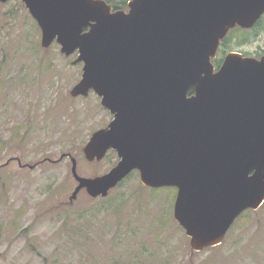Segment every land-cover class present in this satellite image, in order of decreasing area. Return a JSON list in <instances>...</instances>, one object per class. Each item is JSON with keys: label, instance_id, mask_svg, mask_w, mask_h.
I'll use <instances>...</instances> for the list:
<instances>
[{"label": "water", "instance_id": "95a60500", "mask_svg": "<svg viewBox=\"0 0 264 264\" xmlns=\"http://www.w3.org/2000/svg\"><path fill=\"white\" fill-rule=\"evenodd\" d=\"M21 2L42 48L78 54L70 95L92 91L113 116L82 151L99 162L113 150L119 161L84 178L70 158V201L82 190L105 198L137 171L147 188L177 190L174 219L193 252L220 245L243 212L262 206L264 55L232 52L218 70L211 61L230 30L257 24L264 0H130L127 11L104 0Z\"/></svg>", "mask_w": 264, "mask_h": 264}, {"label": "rangeland", "instance_id": "374dc122", "mask_svg": "<svg viewBox=\"0 0 264 264\" xmlns=\"http://www.w3.org/2000/svg\"><path fill=\"white\" fill-rule=\"evenodd\" d=\"M244 31L216 59L264 55V16ZM77 56L65 57L55 42L42 48L21 0L0 3V264H264V203L242 214L220 245L193 252L174 219L177 190L147 188L137 171L105 198L82 190L70 201V158L84 178L119 161L113 150L99 162L84 157L113 116L92 91L70 95L82 75Z\"/></svg>", "mask_w": 264, "mask_h": 264}, {"label": "trees", "instance_id": "16d2710c", "mask_svg": "<svg viewBox=\"0 0 264 264\" xmlns=\"http://www.w3.org/2000/svg\"><path fill=\"white\" fill-rule=\"evenodd\" d=\"M105 2L107 3V4H109L111 7H112V9L114 10V11H117V10H123V9H125L126 8V3H127V1H125V0H105ZM261 21V20H260ZM260 21L257 23V25L260 23ZM244 30H241V29H235V30H232V31H230V33H229V35H228V37L227 38H225L224 40H223V42L221 43V47L222 46H225V44H227V42H228V40H229V38L231 37V36H238V35H243L244 36ZM245 38H246V36H244V38H243V40H245ZM220 47V48H221ZM222 58L223 57H221V58H217V59H215L214 61H213V63H214V65L216 66V67H219L220 66V64H221V62H222ZM191 93H193V92H191ZM250 210H248V211H246V212H249ZM246 212H244V213H246ZM243 213V214H244ZM242 215V214H241ZM240 215V216H241Z\"/></svg>", "mask_w": 264, "mask_h": 264}, {"label": "flooded vegetation", "instance_id": "af4514ba", "mask_svg": "<svg viewBox=\"0 0 264 264\" xmlns=\"http://www.w3.org/2000/svg\"><path fill=\"white\" fill-rule=\"evenodd\" d=\"M237 29V28H236ZM235 30V29H234ZM217 68V67H216ZM47 162H49V160H46Z\"/></svg>", "mask_w": 264, "mask_h": 264}]
</instances>
